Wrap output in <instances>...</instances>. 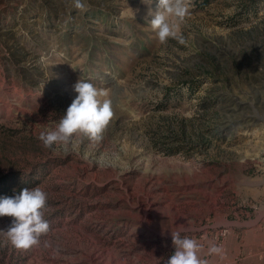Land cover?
<instances>
[{
  "label": "rangeland",
  "instance_id": "1",
  "mask_svg": "<svg viewBox=\"0 0 264 264\" xmlns=\"http://www.w3.org/2000/svg\"><path fill=\"white\" fill-rule=\"evenodd\" d=\"M157 2L0 0V198L40 186L50 224L0 234V264H164L181 228L209 264H264V0H191L183 44ZM79 79L111 101L103 138L45 148Z\"/></svg>",
  "mask_w": 264,
  "mask_h": 264
},
{
  "label": "clouds",
  "instance_id": "2",
  "mask_svg": "<svg viewBox=\"0 0 264 264\" xmlns=\"http://www.w3.org/2000/svg\"><path fill=\"white\" fill-rule=\"evenodd\" d=\"M191 6V0H158L155 10L149 8V24L159 43L164 44L169 38L184 43L183 37L178 33L180 23L190 15ZM74 7L86 10L82 0H74ZM169 18L174 19L170 22ZM73 90L77 95L56 127L43 131L38 136L45 148H52L54 145L67 147L78 136L86 137L92 142L103 138L114 115L111 101L100 99L107 96V92L82 79L73 85ZM47 200L48 194L40 186L23 188L14 196L0 198V217L13 218L10 226L6 230H0V234L18 250L38 246L41 236L50 230L49 221L45 219ZM183 231V228L171 231L175 250L164 264H209L208 260L201 258L203 246L194 238L182 236ZM222 252L221 246L210 243L209 255H220Z\"/></svg>",
  "mask_w": 264,
  "mask_h": 264
},
{
  "label": "trees",
  "instance_id": "3",
  "mask_svg": "<svg viewBox=\"0 0 264 264\" xmlns=\"http://www.w3.org/2000/svg\"><path fill=\"white\" fill-rule=\"evenodd\" d=\"M209 1H210V0H207V2H209ZM7 184H8V183H7ZM7 188H8V187H7L6 185H4L2 188H0V190H4V191H5V190H7Z\"/></svg>",
  "mask_w": 264,
  "mask_h": 264
}]
</instances>
